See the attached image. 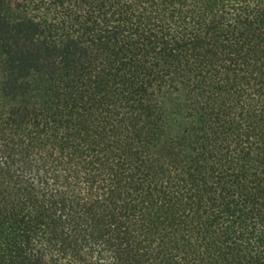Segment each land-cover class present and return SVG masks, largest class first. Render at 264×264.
<instances>
[{"label":"trees","instance_id":"1","mask_svg":"<svg viewBox=\"0 0 264 264\" xmlns=\"http://www.w3.org/2000/svg\"><path fill=\"white\" fill-rule=\"evenodd\" d=\"M0 264H264V0H0Z\"/></svg>","mask_w":264,"mask_h":264}]
</instances>
